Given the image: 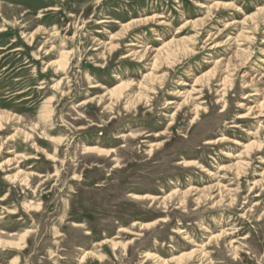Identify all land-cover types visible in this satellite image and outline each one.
I'll list each match as a JSON object with an SVG mask.
<instances>
[{"label":"rangeland","instance_id":"1","mask_svg":"<svg viewBox=\"0 0 264 264\" xmlns=\"http://www.w3.org/2000/svg\"><path fill=\"white\" fill-rule=\"evenodd\" d=\"M0 264H264V0H0Z\"/></svg>","mask_w":264,"mask_h":264}]
</instances>
